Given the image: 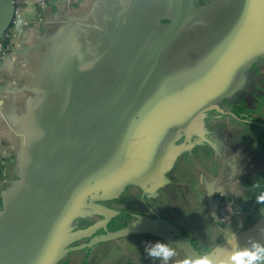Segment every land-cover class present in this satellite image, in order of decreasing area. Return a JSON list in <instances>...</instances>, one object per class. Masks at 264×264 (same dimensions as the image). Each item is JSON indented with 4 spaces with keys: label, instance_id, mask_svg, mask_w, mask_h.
<instances>
[{
    "label": "crops",
    "instance_id": "obj_1",
    "mask_svg": "<svg viewBox=\"0 0 264 264\" xmlns=\"http://www.w3.org/2000/svg\"><path fill=\"white\" fill-rule=\"evenodd\" d=\"M14 31L18 58L0 65V264H45L82 197L109 232L160 217L207 254L233 226H218L201 167L254 210L264 124L243 117L264 116V0H52ZM96 250L85 264L109 255Z\"/></svg>",
    "mask_w": 264,
    "mask_h": 264
},
{
    "label": "water",
    "instance_id": "obj_2",
    "mask_svg": "<svg viewBox=\"0 0 264 264\" xmlns=\"http://www.w3.org/2000/svg\"><path fill=\"white\" fill-rule=\"evenodd\" d=\"M53 1L54 3H57L64 2L65 0ZM14 15L15 5L13 0H0V37H2L3 34L11 27ZM14 50L20 53L16 47ZM80 200L85 205L97 207L96 204L88 202L87 198L82 197L80 198ZM76 207L77 210L75 212V218L78 215L83 214L81 211L82 207H80L79 203L76 204ZM97 224L99 223L83 229H76L70 231L69 233H66L65 239L57 241V243L55 244L56 250L48 258L45 264H57L58 261L61 260L70 251L86 246V244L73 246L69 245L70 243L82 237L92 234ZM181 232L182 230L180 227L172 224L167 219H163L160 217H151L147 215H138L135 220L132 221L131 224L127 227L95 237L94 241H107L135 233H145L161 237L164 240L170 242V244L177 246V248H179L185 254V256H187V258H197L206 255L201 254L199 251H197L191 240L188 237L184 236ZM180 234H182L183 237H179ZM233 236L236 237V241L234 242L237 243L239 248L241 249L250 247L252 242H259L261 244H264V214L258 217L247 228L241 230ZM231 237L222 241L216 248H214L207 254L215 253L217 257H222L223 252H225L226 250H232L234 242L230 241ZM40 255H42V253ZM40 255H37V258H41L42 256ZM35 260L36 261L33 262V264H40L42 262V260L39 261V259ZM5 263L11 264V261L6 259ZM26 264L28 263L26 262Z\"/></svg>",
    "mask_w": 264,
    "mask_h": 264
},
{
    "label": "built area",
    "instance_id": "obj_3",
    "mask_svg": "<svg viewBox=\"0 0 264 264\" xmlns=\"http://www.w3.org/2000/svg\"><path fill=\"white\" fill-rule=\"evenodd\" d=\"M47 1L52 0H13L15 5V15L11 27L0 37V64L5 63L9 60H14L18 58L19 53L15 49V40L17 37L14 27L17 21L24 15L27 8H32L35 6L46 7ZM65 0L64 2H66ZM27 24V20H23V24ZM1 93V91H0ZM226 180L220 173L200 170L199 172V183L202 186H210L211 189V200L215 206V212L218 218V226L222 230L227 231L226 226H232L235 219L234 216H242V212L238 208V202L235 198L232 188L226 189L224 185ZM232 182H236L233 180ZM228 185V184H227ZM259 217V216H258ZM242 228H238L235 231H230L225 239L235 235L240 232ZM224 239V240H225ZM223 240V241H224ZM187 258V256L185 257Z\"/></svg>",
    "mask_w": 264,
    "mask_h": 264
},
{
    "label": "clouds",
    "instance_id": "obj_4",
    "mask_svg": "<svg viewBox=\"0 0 264 264\" xmlns=\"http://www.w3.org/2000/svg\"><path fill=\"white\" fill-rule=\"evenodd\" d=\"M258 200L264 201V195H260ZM230 241H236V237L232 236ZM144 252L161 264H168L176 255L175 247L166 240L146 241ZM182 264H264V244L252 242L250 247L241 249L234 242L232 250L223 252L222 257L210 253L197 258H186Z\"/></svg>",
    "mask_w": 264,
    "mask_h": 264
},
{
    "label": "flooded vegetation",
    "instance_id": "obj_5",
    "mask_svg": "<svg viewBox=\"0 0 264 264\" xmlns=\"http://www.w3.org/2000/svg\"><path fill=\"white\" fill-rule=\"evenodd\" d=\"M200 170L202 171V170H208V169H204L202 167L199 168L198 175H199ZM208 171H211V170H208ZM92 201H93V204L97 205V207H93L91 205H85L82 203V207L84 208L85 211L84 210H83L84 212L82 211L83 215H80L74 219L73 229L74 230L83 229V228L89 227L91 225H94L96 223H99V224L96 225V228L94 229L92 234H90L89 236L82 237V238L70 243V245H69V246H73V245L86 244V246L70 251L61 260H59V262L57 264H59V263L60 264L61 263H63V264H68V263H70V264H76V263L77 264H79V263L85 264L88 254H91L90 252L95 251L97 248L100 249V247L103 244L107 243L105 241H94L96 236H100V235L108 233L110 227H109V222L104 221V219L107 217V214L105 213V211H102L100 209L102 206H101V203L99 202V200L93 199ZM88 202H91V200H88ZM141 234H144V233H135V234H131V235H135L134 239L141 240L140 239L142 237ZM131 235H128V236H131ZM124 237H126V236H124ZM120 238H119V240H120ZM111 240H107V241L108 242L114 241L113 239H111ZM102 242H105V243H102ZM76 257H77V259H75ZM184 257H186V256H184ZM64 262H67V263H64ZM133 262H134V260H132V262L129 263V262H127V259H125V261L123 263L124 264H132Z\"/></svg>",
    "mask_w": 264,
    "mask_h": 264
},
{
    "label": "rangeland",
    "instance_id": "obj_6",
    "mask_svg": "<svg viewBox=\"0 0 264 264\" xmlns=\"http://www.w3.org/2000/svg\"><path fill=\"white\" fill-rule=\"evenodd\" d=\"M254 113V112H251ZM239 118H241L240 116H238ZM243 119L251 124H255L256 122H261V124H264V116H256V114H250L248 117H243ZM258 119V120H257ZM263 195V194H262ZM236 198V197H235ZM255 203L256 205H254V210L253 209H244L243 207H241L238 204V208L239 210L243 213L242 216H234V220L233 223L230 224L233 226V228H231L232 231H235L236 229L240 228H244L241 226H244L245 223H247L249 221V219H251L252 217L256 215H262L261 213L264 212V201H259L257 200ZM144 235L142 234V237L139 239H133L131 241H129L128 239H123L122 242L119 244L118 242H110L107 244H103L100 247V250H97L96 252H109V255L104 259V260H100L95 262V264H114L116 261H118V264H124L123 262L125 261V259H127V262L131 263L132 260H134L133 258L138 254H141V256L143 255H147L144 252V244L146 242V240H144ZM135 246L133 249L131 248V246ZM184 259H186L185 257H183ZM182 256L180 255L179 258L178 257H172V259L169 261L170 264H181L182 260H183ZM168 262V263H169ZM8 264V263H7ZM11 264H19L18 262H11ZM81 264V263H79ZM90 264V263H89Z\"/></svg>",
    "mask_w": 264,
    "mask_h": 264
},
{
    "label": "trees",
    "instance_id": "obj_7",
    "mask_svg": "<svg viewBox=\"0 0 264 264\" xmlns=\"http://www.w3.org/2000/svg\"><path fill=\"white\" fill-rule=\"evenodd\" d=\"M107 243H110V242H107ZM107 243H105V244H107Z\"/></svg>",
    "mask_w": 264,
    "mask_h": 264
}]
</instances>
